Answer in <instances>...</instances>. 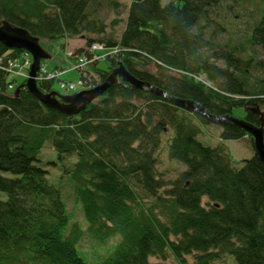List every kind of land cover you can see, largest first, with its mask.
Here are the masks:
<instances>
[{
  "label": "trees",
  "instance_id": "16d2710c",
  "mask_svg": "<svg viewBox=\"0 0 264 264\" xmlns=\"http://www.w3.org/2000/svg\"><path fill=\"white\" fill-rule=\"evenodd\" d=\"M242 1L132 0L118 40L103 37L106 24L91 16V0H0V25L7 20L27 29L41 44L85 34L86 47L118 45L119 53L106 57L108 70L97 60L90 65L101 83L122 63L139 79L212 113H233L241 105L264 112V8L243 39L221 43L214 37V15ZM22 51L0 42V56ZM154 61L166 67L152 73L146 66ZM167 68L204 73L214 87ZM14 82L0 68V264H89L77 249L81 229L73 224L66 232L71 216L61 188L41 164L47 144L74 186L88 232L102 240L121 237L99 264H149L168 247L182 264H216L224 255L238 264H264V162L255 154L237 167L225 144L203 143L197 122L211 120L125 82L69 115L44 105L25 83L15 95L8 89ZM53 83L39 82L44 91ZM245 118L260 123L252 111ZM222 127V140L248 135L231 122ZM170 128L169 157L186 168L161 195L166 183L158 179L156 155ZM144 195L159 199L166 221L144 204Z\"/></svg>",
  "mask_w": 264,
  "mask_h": 264
},
{
  "label": "rangeland",
  "instance_id": "374dc122",
  "mask_svg": "<svg viewBox=\"0 0 264 264\" xmlns=\"http://www.w3.org/2000/svg\"><path fill=\"white\" fill-rule=\"evenodd\" d=\"M132 0H91L89 6V12L92 17L98 16L106 24L105 38H113L118 40L127 22L129 7ZM232 9L228 6L222 7V10L218 15H214L215 22L212 24L216 28L217 32L215 38L217 41L224 43L234 36L237 39H243L250 30V27L255 24L260 18L261 11L264 8V3L261 0H243L242 2L233 3ZM213 27L208 29L206 36H210V32L213 31ZM90 37L97 38V35H90ZM88 39L85 38V34L76 36H60L55 39H43L42 45L51 54L49 59L43 61L44 66L49 71L59 67L66 70L61 76L62 80L78 82L81 73L77 69L73 68L76 63L74 57H68L67 52L71 50H78L87 46ZM222 67L225 66L223 61L218 62ZM98 68L102 70H108L110 61L103 59L98 63ZM147 69L156 73L159 70L157 67L150 63ZM16 76L18 78H16ZM10 75L9 80H16L13 88L18 87L25 82V76L23 75ZM206 78V76L203 74ZM203 77V80L205 78ZM13 88H10L11 90ZM52 90L58 91L61 94H73L82 90L79 87L77 90L67 91L61 87L60 81L56 80L52 85ZM246 106H237L233 110V115L238 118H244L247 113ZM202 133L199 139L208 145L217 146L221 143L225 144L232 156L235 166L241 167L245 159L251 158L256 154L254 143H252L251 136L246 135L241 139H221V132L223 127L221 124L212 122L209 124H202ZM173 133V129L170 128V132L162 136L161 145L157 152V164L156 169L158 173V179L166 183L164 188L158 190V193L164 195V189L170 187L171 181L176 179L178 175L185 170L186 166L179 161L173 160L169 157L168 145ZM41 164L48 170L49 178L61 188L64 200L66 202L67 211L71 216V221L66 229L67 233L70 232L71 225L77 224L81 229V238L77 243V249L79 254L89 264H99L106 256L111 254L115 249L117 243L120 241V235L111 236L104 240L92 236L88 230V223L85 220L83 209L81 204L76 201L74 195V186L68 175H63L64 165L57 160L56 151L51 144H47L40 152ZM74 159L70 158L68 161L64 160V164L69 166L70 162ZM5 176H11L9 172H2ZM5 193L0 191V198H4ZM143 201L146 206L154 208L155 212L159 214L163 221L167 219L162 212V207L159 199L154 196L144 195ZM206 201V199L204 200ZM174 239V237H171ZM188 262L193 263V255L187 256ZM149 264H182L174 255L172 250L168 247L165 256L152 255L149 258ZM216 264H238L233 256L224 255Z\"/></svg>",
  "mask_w": 264,
  "mask_h": 264
},
{
  "label": "water",
  "instance_id": "95a60500",
  "mask_svg": "<svg viewBox=\"0 0 264 264\" xmlns=\"http://www.w3.org/2000/svg\"><path fill=\"white\" fill-rule=\"evenodd\" d=\"M0 42L9 49H22L31 53L33 63L30 68L29 77L24 85L44 105L50 108L57 109L69 115L78 114L90 102L103 95L112 85L117 82H125L132 89H148L155 95L164 97L170 103L187 111L201 114L212 122L219 124L231 122L237 125L253 137L256 154L264 162V112L259 107L246 106L248 110L260 115V125L250 122L246 118L235 117L232 114H212L195 100L171 96L166 90L161 89L151 82L139 79L122 63L110 72L104 82L93 88L68 95L61 94L55 90L47 92L42 90L38 83V73L40 72L42 61L49 59L51 54L41 44L40 39L34 36L29 30L13 25L7 20H3L0 25ZM21 87H17L15 95L19 94Z\"/></svg>",
  "mask_w": 264,
  "mask_h": 264
},
{
  "label": "built area",
  "instance_id": "2783aa9c",
  "mask_svg": "<svg viewBox=\"0 0 264 264\" xmlns=\"http://www.w3.org/2000/svg\"><path fill=\"white\" fill-rule=\"evenodd\" d=\"M106 47L102 44H92L89 48V52L93 55L89 58L86 54L81 57H78V61L75 65L76 68L82 71V76L77 83L74 82H65L62 83V86L66 88L67 91L76 90L78 87L82 88H91L94 87L96 82L99 80L98 75L94 73L87 72L86 66L93 62L94 60L100 58L97 54L100 50H105ZM109 53H118V51H109ZM6 62V63H5ZM32 64V58L28 52H22L20 55L16 57H8L6 54L0 56V68L6 69V71L11 72L13 75H23L25 77L28 76V72L30 70ZM45 71V69H44ZM60 71L49 72L41 75V79H52L60 75ZM10 88L13 85H9Z\"/></svg>",
  "mask_w": 264,
  "mask_h": 264
},
{
  "label": "bare ground",
  "instance_id": "6f19581e",
  "mask_svg": "<svg viewBox=\"0 0 264 264\" xmlns=\"http://www.w3.org/2000/svg\"><path fill=\"white\" fill-rule=\"evenodd\" d=\"M92 44H102V45H104L105 47H106V49H108V50H111V51H118V53H119V51L121 50V48L118 46V45H114V46H110V47H108L107 46V44L106 43H104V42H99V41H95V42H93ZM23 51H25V50H23ZM6 55H8V53H5ZM114 54H117V53H114ZM84 55V52L82 51V52H79L78 50H71L70 52H67V56L68 57H74L75 59H76V61H78V57H81V56H83ZM156 67L157 66H162V67H166V65L165 64H162L161 62H159V61H154V62H152ZM148 68V67H147ZM146 68V69H147ZM44 69H45V71H44ZM168 69V68H167ZM148 70V69H147ZM170 72H171V74L172 75H174V76H183V75H186V76H188L189 78H191L192 80H195L196 82H201V83H203V84H205L206 86H210V87H214V84L206 77H204L203 76V74L204 73H197V72H190V71H184V70H181V69H177V68H169L168 69ZM50 71L47 69V67L46 66H41V69H40V72L38 73V75H39V79H41V75L42 74H46V73H49ZM10 75H13V74H11V72H8L7 71V77H9ZM203 77L205 78V80H203ZM42 80H46L45 78H43ZM56 80H54V82H55ZM60 81V84H61V87H63L62 86V83H65V82H67L66 80H59ZM150 82V81H149ZM64 89H66L65 87H63ZM165 90V89H164ZM47 92H49V91H52V87H51V89L50 90H46ZM168 92V91H167ZM169 93V92H168ZM170 94V93H169ZM171 95V94H170ZM171 96H174V95H171ZM175 97H177V96H175ZM164 98V97H163ZM180 98V97H179ZM168 101V100H167ZM244 106H246V105H244ZM204 107V106H203ZM248 107H251V106H248ZM206 108V107H205ZM207 109V108H206ZM208 110V109H207ZM209 111V110H208ZM247 111H251V110H248L247 109ZM210 112V111H209ZM191 113H194V114H197V115H201V114H198V113H195V112H191ZM212 113V112H211ZM212 114H215V113H212ZM226 114H232L233 115V113H226ZM201 116H203V115H201ZM253 123H255V124H258V125H260V123L259 122H253ZM197 124L202 128V123L200 122V123H198L197 122ZM208 145V144H207ZM211 146V145H210Z\"/></svg>",
  "mask_w": 264,
  "mask_h": 264
}]
</instances>
